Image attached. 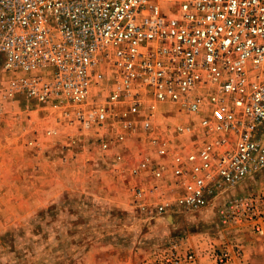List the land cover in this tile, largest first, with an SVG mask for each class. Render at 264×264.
Listing matches in <instances>:
<instances>
[{"label": "built area", "instance_id": "2783aa9c", "mask_svg": "<svg viewBox=\"0 0 264 264\" xmlns=\"http://www.w3.org/2000/svg\"><path fill=\"white\" fill-rule=\"evenodd\" d=\"M0 56L9 96L94 133L102 153L128 134L149 144L129 170L149 184L135 190L148 219L213 206L264 240V190H234L264 178V0H0ZM163 105L196 121L162 136ZM157 264L251 263L227 241Z\"/></svg>", "mask_w": 264, "mask_h": 264}, {"label": "rangeland", "instance_id": "374dc122", "mask_svg": "<svg viewBox=\"0 0 264 264\" xmlns=\"http://www.w3.org/2000/svg\"><path fill=\"white\" fill-rule=\"evenodd\" d=\"M5 77L0 56V264H157L174 250L227 241L241 243L251 264H264L256 258L264 252L253 238L259 237H247L248 243L241 231L222 227L213 206L148 219L135 190L149 184L129 174L139 155L150 150L147 142L128 134L102 153L94 133L78 131L58 111L9 96ZM194 121L195 116L163 105L159 134ZM117 151L125 157L121 164L113 161ZM177 151L197 155L191 147ZM234 190L237 195L263 191L264 178Z\"/></svg>", "mask_w": 264, "mask_h": 264}, {"label": "crops", "instance_id": "0c3cea01", "mask_svg": "<svg viewBox=\"0 0 264 264\" xmlns=\"http://www.w3.org/2000/svg\"><path fill=\"white\" fill-rule=\"evenodd\" d=\"M242 234H243V239L246 241V242H248L247 241V237H252V236H254L253 235V233L251 232V231H244V232H242ZM254 239H256V241H255V244H260V246H261V248L264 246V243L262 242V241H260L259 240V238H257V237H253ZM260 241V242H259ZM248 243H250V242H248ZM246 250L247 251H249V247L247 246L246 247ZM253 251H251L250 250V253H252ZM253 255V254H252ZM258 254H257V252H256V250L254 251V255L252 256L254 259H255V257L257 256ZM257 259H261V260H263L264 261V252H262L261 253V256H258V257H256Z\"/></svg>", "mask_w": 264, "mask_h": 264}]
</instances>
